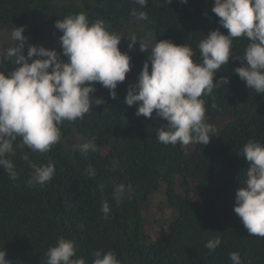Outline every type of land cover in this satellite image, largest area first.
I'll return each mask as SVG.
<instances>
[{"label": "trees", "instance_id": "trees-1", "mask_svg": "<svg viewBox=\"0 0 264 264\" xmlns=\"http://www.w3.org/2000/svg\"><path fill=\"white\" fill-rule=\"evenodd\" d=\"M213 4L214 0H148L140 8L133 0H0V31L24 26L26 56L28 45L48 43L41 27L53 28L57 20L83 12L90 22L102 20L110 33L122 37L120 50L128 48L133 35L196 50L210 31L227 32L211 12ZM134 9L146 12L148 19L133 16ZM247 44L232 45V54L242 56ZM139 51L137 42L133 54ZM150 55L148 51L139 57L129 83L116 89L117 99L95 84L92 95L105 103L93 105L82 122L64 128L59 146L32 153L17 147L19 139L14 142L7 158L18 178L10 179L0 166V250L6 251L11 264H45L47 249L59 237L73 240L88 262L94 251L103 250L114 252L120 264H232L231 252L240 254L242 264H264V238L250 235L233 211L247 170L238 153L249 140L264 144V94L247 88L234 71L242 66L240 61L230 57L214 77V83L220 77L230 83L202 97L206 120L216 129L210 143L164 145L155 130L165 122L155 112L152 119L137 117L138 105L124 102L128 86L137 82ZM15 67L5 63L0 71L7 75ZM72 136L94 148L81 153L66 146L64 141ZM49 162L56 166L53 179L43 187L30 186V165ZM90 168L93 177L87 174ZM119 184L131 188L117 202L112 194ZM105 200L111 209L107 219L101 211ZM145 224H151L153 234ZM217 236L222 243L210 252L205 244Z\"/></svg>", "mask_w": 264, "mask_h": 264}, {"label": "clouds", "instance_id": "clouds-1", "mask_svg": "<svg viewBox=\"0 0 264 264\" xmlns=\"http://www.w3.org/2000/svg\"><path fill=\"white\" fill-rule=\"evenodd\" d=\"M172 2L168 0V4ZM133 3L145 8L148 0H133ZM179 3L187 4L188 0H179ZM211 12L227 32L210 31L199 41L196 50L170 40L156 43L137 40L134 35L128 39V48L124 46L120 50V35L110 33L102 20L90 22L81 12L55 22V29L62 33L61 53L28 45L25 56L28 38L23 33L26 29L15 27L9 36L11 46L0 44V65L10 62L18 66L7 75L0 71V166L9 178H18L13 162L7 158L14 142L19 139L17 147H26L32 153H47L53 146H59L64 128L82 122L80 119L93 105L105 103L92 95L96 92L94 85L100 84L109 90L111 99H117L116 89L129 83L139 57L148 51L151 55L137 82L128 86L124 102L129 107L138 105L137 117L152 119L155 112L156 118L165 122L155 130L160 143L207 146L216 129L206 120L202 97L230 83L227 77H220L214 83L216 72L228 64L230 57L240 61L242 66L234 71L247 88L264 94V0H214ZM132 15L148 19L144 11L134 9ZM137 42L140 51L134 55ZM236 43H248L240 57L232 54V45ZM64 144L81 153L94 148L90 143L82 144L77 136L65 140ZM238 154L246 162L247 170L243 186L236 191L233 211L250 235L264 238V144L249 140ZM23 159L27 161L29 157L24 155ZM30 166V186H45L56 172L51 162ZM86 171L89 177L95 176L93 169ZM130 188L131 185L124 184L115 186L113 199L120 202ZM101 211L107 219L111 209L106 200ZM148 228L150 224H145V230ZM221 243L217 236L207 241L205 247L211 252ZM6 256V251L0 250V264H11ZM45 256V264H120L114 252L103 250L94 251L92 261L88 262L75 242L64 237H59ZM229 259L232 264H242L238 252L229 253Z\"/></svg>", "mask_w": 264, "mask_h": 264}, {"label": "rangeland", "instance_id": "rangeland-1", "mask_svg": "<svg viewBox=\"0 0 264 264\" xmlns=\"http://www.w3.org/2000/svg\"><path fill=\"white\" fill-rule=\"evenodd\" d=\"M42 30V39L47 41L48 43H43L44 48L50 50H56L58 53L62 52L60 47L59 37L62 33H57L55 27H41ZM12 30L0 31V44L4 46H11L12 42L9 39L10 33ZM55 48V49H53ZM154 220L151 222L153 224ZM150 224V228L147 229L148 234H153L154 229ZM157 234V233H156Z\"/></svg>", "mask_w": 264, "mask_h": 264}, {"label": "water", "instance_id": "water-1", "mask_svg": "<svg viewBox=\"0 0 264 264\" xmlns=\"http://www.w3.org/2000/svg\"><path fill=\"white\" fill-rule=\"evenodd\" d=\"M33 155V154H32Z\"/></svg>", "mask_w": 264, "mask_h": 264}]
</instances>
